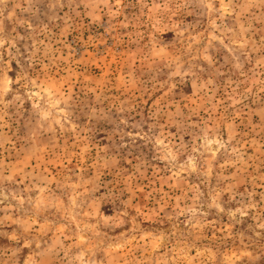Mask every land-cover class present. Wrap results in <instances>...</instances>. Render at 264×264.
Wrapping results in <instances>:
<instances>
[{"label":"rangeland","instance_id":"obj_1","mask_svg":"<svg viewBox=\"0 0 264 264\" xmlns=\"http://www.w3.org/2000/svg\"><path fill=\"white\" fill-rule=\"evenodd\" d=\"M0 264H264V0H0Z\"/></svg>","mask_w":264,"mask_h":264}]
</instances>
